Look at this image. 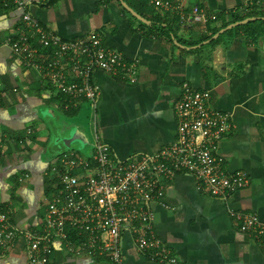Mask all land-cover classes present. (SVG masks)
<instances>
[{"label": "crops", "instance_id": "crops-1", "mask_svg": "<svg viewBox=\"0 0 264 264\" xmlns=\"http://www.w3.org/2000/svg\"><path fill=\"white\" fill-rule=\"evenodd\" d=\"M26 1L41 26L61 39L98 33L127 60L136 61L135 83L101 71L93 77L100 86L97 129L118 158L154 153L175 140L174 105L184 84L205 91L214 109L231 115V129L218 155L225 171L247 173V185L222 200L199 190L190 175L177 173L162 200L153 203L154 229L180 264H264V238L259 241L242 231L228 213L242 210L264 222V28L257 34L233 31L216 44H204V37L232 15L264 10V0H174L181 8L169 11L156 10L144 0H124L167 26L168 37L142 26L117 0ZM196 5L210 17L206 23L191 19ZM222 11L227 14L218 17ZM19 24L13 5L0 6V204L11 211L20 229L41 230L52 195L51 165L69 151L82 156L92 151L64 148L59 140L61 114H85L93 134L91 108L86 101L61 108L63 96L42 71L26 67L12 52L6 41L16 38ZM24 247L19 238L0 264H27ZM122 249V264H158L138 254L128 234ZM49 264L111 263L76 257L58 241Z\"/></svg>", "mask_w": 264, "mask_h": 264}, {"label": "built area", "instance_id": "built-area-1", "mask_svg": "<svg viewBox=\"0 0 264 264\" xmlns=\"http://www.w3.org/2000/svg\"><path fill=\"white\" fill-rule=\"evenodd\" d=\"M147 1L156 10L181 8V3L174 0ZM9 5L19 12L20 24L16 38L6 42L26 67L41 70L43 78L63 96L61 108L68 110L88 102L93 148L88 156L69 151L51 165L52 195L41 230L20 229L11 211L0 204V257L23 238L27 264H49L58 241H63L76 257L122 264V241L128 234L137 253L149 261L180 264L154 229L153 203L162 200L177 173L190 175L199 190L222 200L247 185V173L225 171L218 155L220 143L231 129V115L214 109L205 91L184 84L174 105L175 140L157 152H139L120 159L97 129L100 86L93 77L95 71H101L135 83L136 61L127 60L98 33L61 39L41 26L26 0H0V6ZM209 18L197 5L192 8V20L206 23ZM228 213L242 231L259 241L264 238V222L256 215L236 209Z\"/></svg>", "mask_w": 264, "mask_h": 264}, {"label": "trees", "instance_id": "trees-1", "mask_svg": "<svg viewBox=\"0 0 264 264\" xmlns=\"http://www.w3.org/2000/svg\"><path fill=\"white\" fill-rule=\"evenodd\" d=\"M144 4H148L147 0L143 1ZM254 8V7H253ZM247 9V8H246ZM248 10V9H247ZM139 14H141L142 16L146 17L148 20H150V24L145 25L144 23L139 22L142 26L144 27H148L151 30H153L157 35L160 36H167L171 34L170 29L166 26H164L163 24H161V22L157 21L155 16H148V14H146L144 11L138 10L137 11ZM219 16H223V14H227V12L222 11L221 13H219ZM247 17H264V10L263 9H259V10H249L246 11V13L244 15H238V16H231V19L229 21H225L223 22L220 27H215L211 30V35L217 33V31L225 26H227L228 24L232 23V22H236V21H241ZM216 18V17H215ZM213 18V19H215ZM264 28V21H254V22H249L247 24L244 25H240L238 27H234L228 31H226L224 34L218 36L217 39L213 40L211 42V44H216L218 43L223 36H225L228 33H232L233 31H241V30H250L252 32V34H257L260 33L261 29ZM211 35L204 37V39H209L211 37Z\"/></svg>", "mask_w": 264, "mask_h": 264}, {"label": "water", "instance_id": "water-1", "mask_svg": "<svg viewBox=\"0 0 264 264\" xmlns=\"http://www.w3.org/2000/svg\"><path fill=\"white\" fill-rule=\"evenodd\" d=\"M121 6L128 12L130 13L133 17L136 19L140 20L142 23L147 24L148 20L142 17L140 14H138L135 10H133L124 0H117ZM258 19H264V17H252V18H245L241 21H236L234 23H230L227 26L219 29L217 33L212 35L208 40L204 41V44L210 43L211 41L215 40L218 38L219 35L224 33L227 30H230L234 27H238L240 25L246 24L249 21H254ZM65 140L63 141V139ZM59 140L64 143L68 148H73L74 145H79V149H83L86 146H90L93 148V142L92 140L88 137V135L80 129L78 125L71 126L67 129L66 136L65 137H59Z\"/></svg>", "mask_w": 264, "mask_h": 264}, {"label": "rangeland", "instance_id": "rangeland-1", "mask_svg": "<svg viewBox=\"0 0 264 264\" xmlns=\"http://www.w3.org/2000/svg\"><path fill=\"white\" fill-rule=\"evenodd\" d=\"M61 121L62 122H58V123H60V126H61V131H62L61 137L62 138L66 136V132L69 127L78 125L81 129H83L87 133L88 137H90V139L93 141V135L89 129V123H88V120L85 118V114H82V116L80 117H70V116L61 114ZM64 140L65 138L63 139V141ZM78 146L79 145H74L73 148L75 150L77 149L79 150ZM64 148H68V147L65 145ZM89 150H90V146L88 145L79 151L87 152Z\"/></svg>", "mask_w": 264, "mask_h": 264}]
</instances>
